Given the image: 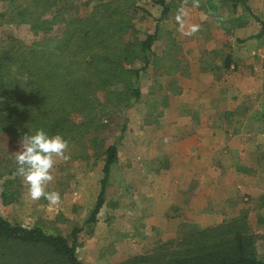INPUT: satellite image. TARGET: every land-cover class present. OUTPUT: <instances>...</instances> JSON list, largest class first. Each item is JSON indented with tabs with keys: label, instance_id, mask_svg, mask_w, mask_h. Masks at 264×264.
<instances>
[{
	"label": "rangeland",
	"instance_id": "obj_1",
	"mask_svg": "<svg viewBox=\"0 0 264 264\" xmlns=\"http://www.w3.org/2000/svg\"><path fill=\"white\" fill-rule=\"evenodd\" d=\"M158 1L134 0L127 14L133 26L123 32L125 41L133 42L145 39L159 27L160 36L153 44L157 61L142 72L141 99L130 97L127 102L117 103V93L111 96L114 98L110 102L102 90L98 98L107 106L91 113L88 122L83 123L86 121L85 115L79 110L70 113L76 125L68 130L66 138L62 136L67 141V148L62 157L53 156L55 163L50 170L52 180L45 186L46 191L59 192L61 198L58 203L52 204L44 197L38 200L31 198L29 184L17 173L15 157L21 150L22 140L0 131V212L14 224L41 226L48 233L70 239L73 238V230L79 229L81 238L78 254L83 264H170V260L173 261L171 264H181L180 260L188 254V248L203 254L199 247L205 243H214V251L221 246L218 252H226L231 257L240 253L239 240H243V244L255 255L264 258V126L257 129L258 125H264V36H256L261 26L251 18L253 12L264 19V0H234V3L233 0H222L224 4L221 12L218 11L222 2L215 6L212 0H167L170 10L165 17L163 6ZM28 2L0 0V52L13 44L32 46L35 41L48 35H63V24H56L54 30L47 34L43 31L36 33L30 22H23L21 4L28 5ZM66 2L67 13L65 6L63 9L68 16L85 15L95 4L93 0H63L61 5ZM118 2L126 9L128 0ZM208 4L211 7H207ZM42 5L30 12L37 18L51 19L54 9L44 12L40 7ZM194 5L201 8L200 13L197 7L191 9ZM10 16H14L15 21L8 19ZM240 27L245 28L241 31ZM219 29L224 30V33L218 36L212 33ZM204 42L208 47H205ZM170 45L174 47L171 49ZM211 47L217 51L214 52ZM198 48L202 54L198 55ZM227 55L232 57V66H240V72L246 75L245 80L250 79L247 89H251L253 97L246 95L240 102H236L239 105L242 101L244 106L233 114H224L226 108L223 104L220 108L223 113L217 116L224 121V125L226 122L230 125H253L254 129H249L248 133L253 132L263 138L260 148L263 161L260 162L258 157L250 161L246 158L241 160V164L248 166L247 170L250 171H246V177L242 176L244 174L241 171L237 175L240 176L237 184L246 188L244 195L241 190V202L248 207L247 216L245 219L229 220L218 225L219 220H212V217L216 214L217 219L219 211L215 213L214 209L207 210L205 207L197 212L175 211L176 214H182L170 219V216L173 217L172 202L177 200L173 194L156 199L154 194L152 196L148 192L149 177L153 173L146 159L151 157L150 160L156 165H161V170L155 171L158 173L165 171L164 166L167 164L163 165L162 162H169V158H165L166 154L158 148L152 150L151 156L146 150L143 153L145 158L137 157L136 154H142V147L146 149L147 146L142 145L139 149L134 141L140 143L143 139L159 138L162 135L169 138L167 133L170 131L165 132L164 126L168 123L159 125L158 117L164 115L167 102H179L175 96L184 88L180 85V78L189 79L190 69L197 63V58L204 57L208 62H214V59L219 61L218 68L210 67L208 72L199 70L201 65L198 64L195 73L198 79L201 76L209 81L212 72L218 70L220 65L223 66ZM133 61L124 64L129 68L144 65L138 57ZM203 65L205 67L206 63ZM227 76L230 74L225 71L224 78ZM214 80L216 86H220V81L216 78ZM228 92L233 95L235 91L232 86ZM186 110L187 115L183 116L192 120L186 127L195 128V133H198L196 127L201 125V120L188 114L190 107ZM246 113L252 119H248ZM196 116L199 118V115ZM207 116L205 112L201 115L204 119ZM186 131L194 130L186 128L181 132ZM52 133V136L56 135ZM252 137L249 136L254 139ZM114 143L118 147V160L112 163L110 176L105 182V201L95 218L88 222L102 190L104 165L109 156L107 149ZM255 165L262 169L263 178L253 185L256 181L251 175L255 174L256 167H252ZM144 178L147 180L144 181ZM250 183L253 187L249 186ZM187 213L196 214L193 218L197 220L196 224H185L183 214ZM144 256L148 259H142Z\"/></svg>",
	"mask_w": 264,
	"mask_h": 264
},
{
	"label": "trees",
	"instance_id": "obj_2",
	"mask_svg": "<svg viewBox=\"0 0 264 264\" xmlns=\"http://www.w3.org/2000/svg\"><path fill=\"white\" fill-rule=\"evenodd\" d=\"M62 1L29 0L28 5L21 4L20 13L22 21L30 22L36 33L49 34L56 24H63V35H48L32 46L13 44L0 52V131L18 140L38 129L49 136L54 132L66 138L68 130L76 125L70 113L79 110L85 115L83 123H86L91 113L107 106L98 98L102 90L109 101L119 93L117 103L127 102L130 97L141 99L142 72L157 61L153 44L160 36L158 26L143 40L124 39L123 32L133 26L127 14L134 0H128L126 9L118 0H93L95 4L89 13L70 16L66 14L67 2L61 5ZM158 2L163 6L165 17L170 4L167 0ZM40 4L44 12L54 9L51 19L32 15L30 11ZM251 14L261 26L256 36H264V19ZM8 19L15 21L14 16ZM135 57L143 61L142 67L129 68L124 64L133 63ZM231 61L228 55L226 69L230 68ZM107 151L102 190L88 222L95 218L105 201V182L112 163L118 160L117 144L110 145ZM71 235L72 239L48 233L41 226L14 224L0 212V264H83L78 254L79 229H74ZM239 245L240 253L229 257L226 252H218L221 246L214 251V243L200 244L199 251L203 254L188 248V254L180 262L264 264V258L250 251L243 240H239Z\"/></svg>",
	"mask_w": 264,
	"mask_h": 264
},
{
	"label": "crops",
	"instance_id": "obj_3",
	"mask_svg": "<svg viewBox=\"0 0 264 264\" xmlns=\"http://www.w3.org/2000/svg\"><path fill=\"white\" fill-rule=\"evenodd\" d=\"M211 2L215 6L222 2L221 6H219L220 9L218 8V12L223 11L224 1L212 0ZM210 5L208 4L207 7H211ZM196 7L197 5H194L191 9L195 10ZM196 9L200 13L201 8L198 9L197 7ZM202 11L206 12L205 10ZM244 28L245 27H240L239 30L242 31ZM205 32L208 33L209 31ZM212 33L218 36L224 33V30H213ZM204 44L205 47H208L206 42H204ZM199 47L202 48L201 45ZM200 48L197 49L198 55L202 54ZM212 49L214 52L217 51L215 47ZM196 62L197 63L194 66L192 65L193 67L190 69V78H180V85L184 88L180 94L175 96V99H179V102L175 103L174 101L170 104L167 102L168 106L165 108L164 115L158 117L159 125L168 123L164 126L166 127L165 132L170 131L171 134L167 133V136L170 135V137L166 138V135H162V137L159 138L143 139L140 143H136L139 141H134V145L136 146L137 144L139 149L142 145L147 146L146 149L142 147V154H136L137 157L141 156L145 158L143 153H145L146 150L149 151L148 155L151 156L152 150L155 151L156 148H158L166 154L165 158H169V162H162L163 165L164 163L167 164V166H164L165 171L158 173L155 171L158 169L161 170V165H156L154 161L150 160L151 157L146 159L148 160V167H152L151 171L153 173L151 178L149 177L148 192L152 193V196L154 194V198L156 199L160 198V196L166 197V194L175 195L174 198L177 201L172 202L171 210L173 212V217L170 216V219L174 217L178 218V216L182 214H176L177 211L195 210V212H197L200 208L206 207L207 210L214 209L215 213L216 210L219 211L220 216L217 217V219H215L216 214L212 217V220H219V225L229 220L245 219L247 216L248 207H246L244 203L242 205L241 202L243 199L241 190L244 195L246 188H242V185L239 186V184H237V178L240 177L237 175L241 171L242 174H244L242 176L246 177V171H250L247 170L248 166L245 167L241 164V160L246 158L247 161H250V159H256L258 157L260 162L263 161V157L260 154L263 138L259 134L254 135L253 132L248 133L249 129H254L253 125H230L227 122L226 125H224V121L217 116L223 113L220 111L223 104L224 108H226L224 114L228 112L233 114L244 106L242 101L239 105H237L238 103L236 104V102H240V99L246 95L248 97H253L251 89H247L250 79L245 80L246 75L240 72V66L236 67L231 64L230 68L226 69L224 60L223 66L220 65L218 70H214L215 73L214 71L212 72V78L206 81L201 76L198 79V75L195 74L198 69V64L201 65L199 70L208 72L211 69L210 67L218 68L219 61L214 59V62L213 60L208 62L204 57H199ZM204 63H206L205 67L203 65ZM225 71H227L230 76L224 78ZM237 71H239L238 74L236 73ZM234 74H236V76H234ZM214 78L220 81V86H216L215 80L213 82ZM230 86H232V89L235 91L232 93L233 95H229L228 88ZM229 100L231 102H229L227 106V101ZM180 103L182 104L178 105ZM184 107H190L188 114L195 115V119L201 120V125L196 127L198 133H195V128L186 127V124L191 123L192 120H190V118L186 119V117L183 116L187 115V108L184 110ZM204 112L208 115L205 119L201 117ZM263 113L264 112H262V114ZM196 115H199L200 119ZM246 117H248L247 113ZM248 119L252 118L248 117ZM199 122L200 121H198V123ZM263 126L264 125H258L257 129L259 130V127L262 128ZM186 128L193 129L194 131L181 132ZM252 135L254 139L249 138V136ZM139 149L137 151H139ZM252 149H254L255 152L251 153ZM155 156H157V154H155ZM252 167H256V169H254L255 174L251 175V177L255 178L254 181H256L253 185H256L263 178L262 169L256 165ZM146 180L147 179L144 178V181ZM253 185L250 183L249 186L253 187ZM246 192L248 191L246 190ZM218 195L219 198L221 197L220 199H218ZM209 204L212 205L209 206ZM187 214L188 215L183 214L185 224H196L197 220L193 219L196 214Z\"/></svg>",
	"mask_w": 264,
	"mask_h": 264
},
{
	"label": "clouds",
	"instance_id": "obj_4",
	"mask_svg": "<svg viewBox=\"0 0 264 264\" xmlns=\"http://www.w3.org/2000/svg\"><path fill=\"white\" fill-rule=\"evenodd\" d=\"M67 141L59 134L49 136L43 129L25 135L16 153L17 173L29 184L30 196L34 200L46 198L52 204L60 201L59 192L45 190L52 180L50 170L54 166L53 156H63Z\"/></svg>",
	"mask_w": 264,
	"mask_h": 264
}]
</instances>
